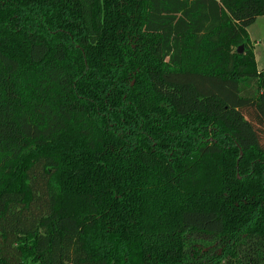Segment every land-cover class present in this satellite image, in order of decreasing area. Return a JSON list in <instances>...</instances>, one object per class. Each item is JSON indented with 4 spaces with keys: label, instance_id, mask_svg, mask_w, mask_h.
<instances>
[{
    "label": "trees",
    "instance_id": "1",
    "mask_svg": "<svg viewBox=\"0 0 264 264\" xmlns=\"http://www.w3.org/2000/svg\"><path fill=\"white\" fill-rule=\"evenodd\" d=\"M259 17L0 0V264H264Z\"/></svg>",
    "mask_w": 264,
    "mask_h": 264
},
{
    "label": "rangeland",
    "instance_id": "2",
    "mask_svg": "<svg viewBox=\"0 0 264 264\" xmlns=\"http://www.w3.org/2000/svg\"><path fill=\"white\" fill-rule=\"evenodd\" d=\"M252 49L256 58L259 71L264 70V17H259L256 22L249 27Z\"/></svg>",
    "mask_w": 264,
    "mask_h": 264
},
{
    "label": "water",
    "instance_id": "3",
    "mask_svg": "<svg viewBox=\"0 0 264 264\" xmlns=\"http://www.w3.org/2000/svg\"><path fill=\"white\" fill-rule=\"evenodd\" d=\"M239 53H243V47L240 48Z\"/></svg>",
    "mask_w": 264,
    "mask_h": 264
},
{
    "label": "crops",
    "instance_id": "4",
    "mask_svg": "<svg viewBox=\"0 0 264 264\" xmlns=\"http://www.w3.org/2000/svg\"><path fill=\"white\" fill-rule=\"evenodd\" d=\"M250 35V34H249Z\"/></svg>",
    "mask_w": 264,
    "mask_h": 264
}]
</instances>
